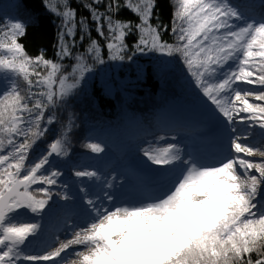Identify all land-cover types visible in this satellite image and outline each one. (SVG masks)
Listing matches in <instances>:
<instances>
[{
  "label": "snow or ice",
  "instance_id": "obj_1",
  "mask_svg": "<svg viewBox=\"0 0 264 264\" xmlns=\"http://www.w3.org/2000/svg\"><path fill=\"white\" fill-rule=\"evenodd\" d=\"M85 7L90 17L77 18L76 10L67 5L58 12L62 21L59 60L72 55L77 27L81 41L89 36V19L105 40L109 59H132L126 55L125 41L135 31V51L181 55L196 86L229 126L240 112L254 115L240 117L248 125L246 134L236 135L232 128L230 155L214 165L184 159L174 143L145 150L144 155L162 169L161 196L110 210L97 207L85 191L90 219L84 227L65 242L57 238L59 247L52 251L29 254L27 249L38 245L43 231L35 218L46 211L52 196L48 187H40L35 189L43 194L38 197L32 186L57 185L62 173L54 161L69 154L70 128L39 151L35 160L30 161V153L46 135V124L54 122V116L45 119L47 112L69 96L92 67L86 59L102 64L104 58L99 42L90 39L85 52L76 56L72 72L77 75L71 83L68 74L57 81L63 65L43 52L30 56L19 42L26 35V24L20 20L0 24V264H57V258L62 264L70 254H78L80 264H264V203L259 200L264 194V103L247 99L264 102V15L258 19L248 15L232 0H176L171 28L175 42L170 44L161 36L168 26L151 23L158 19L156 0H124L123 4L91 0ZM121 7L137 15L138 22L119 19ZM41 68L47 70L43 75L37 70ZM238 101L243 107H237ZM253 125L259 127L260 139L249 143L256 135L249 131ZM89 147L102 151L99 144ZM255 156L259 162L250 159ZM177 168L169 175L170 169ZM252 169L258 175L251 174ZM74 175L98 178L97 172L88 170ZM67 195L64 191L63 197ZM105 199L111 201L112 196L105 193ZM74 245L88 251L68 252Z\"/></svg>",
  "mask_w": 264,
  "mask_h": 264
},
{
  "label": "trees",
  "instance_id": "obj_2",
  "mask_svg": "<svg viewBox=\"0 0 264 264\" xmlns=\"http://www.w3.org/2000/svg\"><path fill=\"white\" fill-rule=\"evenodd\" d=\"M120 2L123 4L124 0ZM175 2L176 0H156L154 16L158 19L151 21L153 25L168 26L162 31L161 36L170 44L175 42L171 31ZM232 2L257 19L264 15V0H232ZM88 3H91V0H0V24L10 20H20L26 24V35L19 38L26 52L32 57L43 52L47 59L63 65L62 71L57 73V81L60 75L68 74V82L71 83L72 77L77 75L72 72V67L76 65V56L85 52L90 39H96L101 45L104 62L121 63L118 71L122 77L129 79L122 81L120 86L117 79L101 78L99 63H94L88 57L86 62L92 67L85 73L79 85L69 96L47 112L45 119L51 115L55 117L54 122L46 124L48 131L30 153V161L35 160L37 153L60 136L66 127L70 128L69 154L54 161L62 173L58 177L57 185L32 186L34 195L42 196L43 194L36 192L35 189L48 187L52 196L46 211L35 218V222L42 225L43 231L38 245L33 244L27 249L29 254L43 255L47 251L54 250L59 247V237L70 233L72 226L82 223L88 215L85 210L87 199L84 196L85 191L90 198L97 201V207L104 208L100 193L109 187L107 180L111 177H119L120 182L122 177L126 178L131 191L134 192L133 195L150 196V190L146 186L144 188L141 183L148 177L144 162L152 163L144 155L145 150L149 149L144 145L152 141L165 140L167 137L164 135L172 133L175 140L179 137L181 142L188 140L187 146L180 147L181 151L190 149V145L194 143L207 146L208 139H211L213 114L220 115L212 102L196 86L179 53L168 55L151 50L142 53L135 51V43L138 39V33L135 31L129 34L125 41L129 45L126 55L132 56V59H109L106 42L98 36L94 22L89 19V36L81 41L77 27L76 44L72 49V55L59 60L56 53L62 21L58 12H62L67 5L76 10L77 18L90 17L89 10L85 7ZM100 7L103 10V4ZM117 16L121 20L138 22L137 15L125 7L120 8ZM254 50L258 49L254 48ZM37 70L41 71L42 75L47 71L42 68ZM18 83L22 88L25 87L23 80ZM247 87L258 88L256 85ZM247 99L249 103H264L255 100L254 97ZM253 115L254 113L250 112L242 117ZM237 118L236 123L231 126L224 120L226 134L218 137L226 145L221 147L220 152L223 154L224 150L230 152L232 128L236 129V135L246 134L237 130ZM249 131L256 133L249 143L259 141L257 126L253 125ZM156 134H160V137L155 136ZM91 144H99L102 151H92L89 147ZM199 145L197 149L200 148ZM83 170L97 172L98 178H89L86 182V177L77 178L74 175L76 171ZM101 179L104 181L101 182ZM261 189L264 191V185ZM64 191L68 193L67 198L63 197ZM259 200L264 203V194ZM57 238L59 242H56ZM61 255L64 256L63 253ZM251 256L253 260L257 258L255 253ZM65 260L62 264L66 263ZM40 264H49V262L41 261ZM57 264H61L58 258Z\"/></svg>",
  "mask_w": 264,
  "mask_h": 264
},
{
  "label": "rangeland",
  "instance_id": "obj_3",
  "mask_svg": "<svg viewBox=\"0 0 264 264\" xmlns=\"http://www.w3.org/2000/svg\"><path fill=\"white\" fill-rule=\"evenodd\" d=\"M164 58H165V55H164ZM120 66H121V63L119 62H112V63L104 62L102 64H99L101 78L117 79L121 86L122 81H128L129 79L127 77H122L120 75V72L118 71ZM236 104H237V107H243V104L239 101L236 102ZM249 113L250 112H240L237 116L238 117L237 118L238 120L237 130H240V132H245V129L248 127V125L245 122H242L240 120V117L248 115ZM213 118H214L213 125L210 129L211 139H208L207 141L208 145L202 146L197 143L190 145V149L186 151H181V155L183 156L184 159L192 158L194 161L200 164L214 165L218 160L224 159L225 157L230 155L229 150H224V154L220 152L221 147L226 146L224 142L222 140L220 141L218 138L219 136H224L226 134V132H224L225 131L224 119L221 115H216V114H213ZM257 130L260 132V129L258 126H257ZM171 134L172 133H167L166 135H164V137H167V139L165 140L152 141V142L146 143L144 146L149 149H153V150L166 147L167 144L169 143L179 144V148L183 146H187L188 140H184L181 142L180 137L175 140L174 136ZM155 136L160 137V134H156ZM198 145L200 147L199 149H197ZM255 157L259 158L258 156H255ZM251 159L254 162H259V159H255L253 157ZM144 167H145V172L148 175V177L144 181H141V183L144 186V188L147 187L150 190L151 192L150 196L144 195V194L133 195L134 192L131 191V188L129 186L127 179L122 177V182H120V178L117 176L116 177L114 176L107 180V185L109 187L105 191L100 193L101 201L103 202L102 206L104 208L111 210L112 208L116 206L138 205V204L150 202L153 198L161 196L162 192L164 191V188L161 186V181L158 178L162 170L161 167L155 165L154 163L149 164L145 162H144ZM177 171H178V168L170 169L169 175L174 174ZM251 174H257L255 169L251 170ZM88 180L89 178L86 179V182H88ZM102 181L104 180L101 179V182ZM150 187L151 188L153 187V188L151 189ZM145 192H147V190H145ZM105 193L112 196L111 201L105 199ZM89 219L90 217L87 215L85 216L82 223H79L78 225L74 227L72 226L70 233H67L63 237L62 236L59 237L60 242H65L68 239H71L74 232L77 230V228L84 227L85 221ZM58 246H59V243H58ZM87 251L88 249L82 245H74L72 246L71 249L68 250V252L70 253L71 252H75V253L85 252L86 253ZM80 261H81V257L78 254H70L67 256L65 260L66 262L65 264H80Z\"/></svg>",
  "mask_w": 264,
  "mask_h": 264
}]
</instances>
